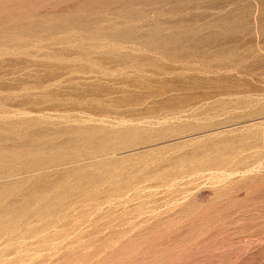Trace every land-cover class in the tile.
<instances>
[{
	"label": "rangeland",
	"instance_id": "obj_1",
	"mask_svg": "<svg viewBox=\"0 0 264 264\" xmlns=\"http://www.w3.org/2000/svg\"><path fill=\"white\" fill-rule=\"evenodd\" d=\"M0 2L21 24L0 37V264H264V0ZM85 16L176 68L79 58ZM164 49L233 57L186 72Z\"/></svg>",
	"mask_w": 264,
	"mask_h": 264
},
{
	"label": "bare ground",
	"instance_id": "obj_2",
	"mask_svg": "<svg viewBox=\"0 0 264 264\" xmlns=\"http://www.w3.org/2000/svg\"><path fill=\"white\" fill-rule=\"evenodd\" d=\"M10 2V1H9ZM4 4H6L5 2H3ZM2 2H0V7L3 6ZM15 15H12L10 13H4L2 15H0V25L1 24H5L7 22H10L12 23V25L9 27L7 25L2 27V29H0V37H4L3 35L9 37L10 39L12 37H16L15 35V31L14 29L12 28H15L19 25H21L20 23H18L19 21H12V19H14ZM16 18V16H15ZM83 20H84V23H83V26H79L78 29H82L84 31H87V34L85 36H82L81 35V38H84V39H87L88 43L87 44H83V45H80V49H83V53L81 52L79 54V58L81 59H91L92 57H97L99 58L100 60H103V59H106L108 58L107 56H109V58H112L113 60L116 61V63L118 62L119 64L123 65L125 64L126 62L128 61H132L134 67H136L137 70H141L143 69L144 67H147L151 70H154V72H162L163 70H166V71H170L173 69H175L176 67L174 65H171V64H168L166 62H160L159 61V57H156L154 55H151L150 52H153V50H157L159 49V47L156 45V44H150L149 46H144L143 44H141V47H131V49L129 50H137L138 53H130V51L126 52V53H122L120 52L121 50L118 49L117 47L113 46L114 44H107V48H106V44L107 42H100V41H103L105 39H109L108 37L112 39H117V36H121V37H124V38H128L132 35L133 32H135V29L132 28V25H127V26H124L122 28H120L121 26H119L118 28H116L114 31H110V30H107L105 27L104 29L105 30H102L101 32H98L96 34H92V33H89L88 31V27H91V24L92 23H96L95 20H93L91 17L89 16H85V17H82ZM19 19V18H18ZM30 21V20H29ZM34 22V21H33ZM29 23H27L28 25ZM31 24V23H30ZM116 24H118L116 22ZM33 25V24H32ZM96 25V24H95ZM119 25V24H118ZM117 25V26H118ZM46 30L52 32V33H56L58 31H64V30H61L62 28H60L59 26H56L55 24H51V25H47L46 27ZM113 28V27H112ZM18 29V28H17ZM24 29V28H23ZM22 29V30H23ZM42 29V28H41ZM111 29V28H109ZM114 29V28H113ZM25 31V30H24ZM79 30H77L78 32ZM83 32V31H81ZM109 32H112L109 34ZM121 34H119V33ZM28 34V33H27ZM37 35V34H36ZM35 35V36H36ZM76 35H78L76 32L75 34H72V36L76 37ZM112 35V36H110ZM48 36V35H47ZM46 36V37H47ZM71 36V37H72ZM79 36V35H78ZM27 37V36H26ZM51 39L53 37H50ZM232 39L234 37H231ZM3 39V38H2ZM13 39V38H12ZM17 39V38H16ZM39 39V38H38ZM55 39V37H54ZM58 39V38H56ZM61 39V38H60ZM77 39H79L77 37ZM59 40V39H58ZM249 40V39H248ZM16 41V40H15ZM83 42V41H82ZM243 41L241 40H234V43L236 45H234V47L236 48L237 46H241V43ZM86 43V42H85ZM102 43V44H101ZM116 44L118 43H121V45L123 43H125V41L123 42H115ZM134 43V42H133ZM17 44V45H16ZM14 45L16 46H24L23 45H20V42H17L15 43ZM13 45V46H14ZM120 45V46H121ZM168 45V43H166L165 47ZM91 46L95 47L94 50H91ZM117 46V45H116ZM120 48V47H119ZM142 48H144V50H142ZM101 49V50H99ZM71 52H72V48L70 49ZM120 50V51H119ZM164 51H166L165 49L158 52L157 55H159L162 59H166V61L169 63L170 62H176V63H181L179 68H181L182 70H185L186 72H193V71H199V72H210L212 69H218V65L216 64V62H211L209 63V58H214L215 60L218 59V64H222L224 61H227L229 60L231 57H233V55L230 56L229 54V50L228 51H225L224 49L220 50L219 52L216 51V55L215 56H212V55H208V54H205V55H201L203 57H209V58H204L202 59L201 57L200 58H197L198 55L195 54V55H183V54H176V53H165ZM225 51V52H224ZM236 51V50H235ZM168 52V51H167ZM18 53V52H17ZM79 53V52H78ZM77 53V54H78ZM95 53L97 54V56H95ZM154 53V52H153ZM219 53V54H218ZM94 54V56H93ZM99 54V56H98ZM114 56V57H113ZM7 58V57H6ZM194 59H197V60H200V63L199 64H195L194 65ZM231 60V59H230ZM54 64V63H53ZM65 68H69L68 66H66ZM178 68V67H177ZM148 70V69H147ZM165 71V72H166ZM50 72V71H49ZM213 72V71H212ZM143 73V72H142ZM149 74V73H148ZM104 75V74H103ZM143 75H145L143 73ZM146 76V75H145ZM49 77V76H48ZM180 78V77H178ZM196 77H193L191 74H184L182 73L181 75V79H185V80H189V81H192L191 79H195ZM149 79V78H148ZM153 80V79H152ZM149 81V80H148ZM152 82V81H151ZM2 100V99H1ZM23 101V100H22ZM1 109V108H0ZM11 124L10 123H7V124H4L2 126L3 129H8L10 128ZM15 127V126H14ZM46 131L43 130V129H35V130H32L31 132H28L27 134V137L28 138H25L22 137L24 139V142L22 147L25 148V152H27L28 154L30 152H38L36 149L38 148L39 151L43 150L44 147L47 145V142L45 141H42L39 137L41 135H43ZM70 132H74V131H70ZM6 137L3 136V135H0V140L4 139ZM7 140V139H6ZM41 140V141H40ZM14 141V140H13ZM14 143V142H13ZM18 143V142H17ZM22 143V142H21ZM10 144V143H9ZM3 145H6V144H3ZM18 145V144H17ZM16 145V146H17ZM49 145V144H48ZM51 145V144H50ZM55 147H58L57 145H55ZM15 148V147H14ZM51 148V146H50ZM9 150V149H8ZM7 150V151H8ZM22 150V149H21ZM20 151V150H19ZM14 152V151H13ZM44 152V151H43ZM102 152V151H101ZM4 155V154H2ZM7 155V154H6ZM22 155V154H21ZM21 157V156H19ZM6 159V158H5ZM20 160V159H19ZM30 160V159H29ZM42 160V159H41ZM36 162V161H35ZM41 163V162H40ZM14 165V164H13ZM17 166V164H16ZM19 167V166H18ZM1 179V178H0ZM4 179V178H3ZM6 200V199H5Z\"/></svg>",
	"mask_w": 264,
	"mask_h": 264
}]
</instances>
